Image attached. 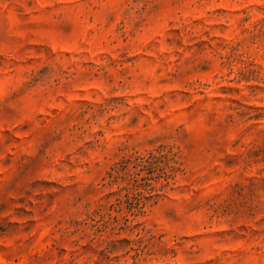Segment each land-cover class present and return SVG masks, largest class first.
Segmentation results:
<instances>
[{"label": "rangeland", "instance_id": "rangeland-1", "mask_svg": "<svg viewBox=\"0 0 264 264\" xmlns=\"http://www.w3.org/2000/svg\"><path fill=\"white\" fill-rule=\"evenodd\" d=\"M0 264H264V0H0Z\"/></svg>", "mask_w": 264, "mask_h": 264}]
</instances>
